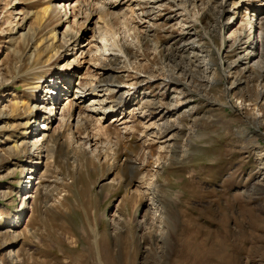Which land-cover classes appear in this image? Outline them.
<instances>
[{"label": "rangeland", "instance_id": "rangeland-1", "mask_svg": "<svg viewBox=\"0 0 264 264\" xmlns=\"http://www.w3.org/2000/svg\"><path fill=\"white\" fill-rule=\"evenodd\" d=\"M117 1L0 0V264H264V0H164L141 24L145 0ZM101 62L132 98L77 126L92 98L64 116L65 88ZM44 132L49 158L33 149ZM154 187L160 207L138 194Z\"/></svg>", "mask_w": 264, "mask_h": 264}, {"label": "bare ground", "instance_id": "bare-ground-1", "mask_svg": "<svg viewBox=\"0 0 264 264\" xmlns=\"http://www.w3.org/2000/svg\"><path fill=\"white\" fill-rule=\"evenodd\" d=\"M138 2L139 1H141V0H137ZM146 2H144V3H147V7H146V9H147V11L146 12H142L143 14H141V16H143L142 17V19L140 20V24L142 23V22H146L147 20H145V18H152V19H154V20H156L155 19V16H153L152 14H154V13H156L157 14V11H158V13H159V11L161 10V9H163L162 8V6L161 5H163L162 4V2L164 1V0H145ZM121 2H122V0H118L117 1V4L115 3V6H118V5H121ZM222 3V7H223V11H226L225 9V5L227 4V0H222L221 1ZM124 3H126V2H124ZM123 3V4H124ZM74 5H76V6H78V8H76V9H72V8H70V16H73V17H75L76 16V14H75V11H77V13H78V15L79 14H82V12H83V9L81 8V4L80 3H78V4H73V6ZM144 5V4H143ZM178 6V5H177ZM179 7V6H178ZM155 9H157V11H155ZM82 10V11H81ZM186 11V10H185ZM35 13V12H34ZM48 13H49V9L48 8H45L44 9V12H43V15H39V16H37L38 18H39V22L40 23H43L44 22V20H45V18L47 17V15H48ZM28 15H30V14H32V12H28L27 13ZM65 14H66V19H68V12H67V9L65 10ZM87 16L89 17L88 18V20H92L93 19V17H94V14L92 13V12H90V13H87ZM140 16V17H141ZM170 18V17H169ZM140 19V18H139ZM251 23V21H249V24ZM156 25V24H155ZM149 26H152V24H150ZM69 27V25H67V27L66 28H68ZM99 27V26H98ZM150 31V30H149ZM97 33L99 34V36H97L96 34H94V38L93 39H95V37H98L97 38V41L99 42V43H101V45H103V47H98V46H96L97 47V50L100 52V51H102V49L105 51L106 50V47H107V45H106V37H105V34L103 35V34H101V32L100 31H97ZM75 40H76V42H78L79 41V37L77 38H75ZM48 42V41H47ZM68 42V41H67ZM97 42V43H98ZM96 43V44H97ZM65 46H69L68 45V43L65 45ZM70 46H72V44L70 45ZM70 46L68 47V50L67 51H70V50H72L71 48H70ZM113 46V45H112ZM194 46V45H193ZM95 47V48H96ZM49 47H47L46 48V52H45V54H44V60H41L40 62L41 63H44V62H46V63H48V62H51L55 57H57V49L56 48H53V49H51V50H47ZM127 48V47H126ZM108 50H110L111 51V53L110 54H112V55H116V56H127L128 54L127 53H129V51L128 52H126L125 50H120V49H118V54H115L114 53V51H113V49H110V48H108ZM109 51V52H110ZM106 52H108V51H106ZM171 52H173V50H171V51H169V53H171ZM176 53V52H175ZM66 55H68V54H66ZM105 56V55H104ZM115 59V58H114ZM120 59V58H119ZM74 61H77L76 60V57H75V59H73ZM117 61V60H116ZM121 62V61H120ZM123 66V65H122ZM97 69L98 70H101V72L100 71H98L97 70V73H95L92 77L94 78V81H96L95 83H90L89 85L88 84H84L83 83V81H79L78 83H77V86L75 87V88H73V89H71V87H70V85H68V86H66V91L68 92V94H71L70 95V98H67L65 101H67V103L64 105V109H63V112H62V115L64 114V116H66V114H67V112H68V108H70L69 106L71 105V106H73L74 108L76 107H78L77 105H79V102H81V101H85V99H88L89 97H91L92 99L88 102V103H86L87 105H93V106H90V108L89 107H85V109L89 112V111H92V112H94V114H91V113H88V114H85V115H79V117H81V118H78V121H77V126H83V124H85L86 122H88V120H89V118L91 119V117H92V115H93V117L95 116V117H98V116H101V114L104 116V117H108V115L109 114H112V112H116V111H119V109H123L124 107H126V105H127V103H128V101L132 98V92L131 91H129V90H126V87L128 88L129 86H125L124 87V85L125 84H123V82H121V81H119L118 79L120 78V77H122V76H114L113 78H111V79H109V76L111 77V75H109V74H107V72L109 71L108 69H113V70H115V72H120V71H118L117 69H118V67L117 66H110V65H107V64H102V62H101V64H99L98 66H97ZM127 69H129V68H127ZM124 71V70H123ZM100 72V73H99ZM58 73V72H57ZM60 73V72H59ZM110 74H111V72H109ZM96 74H98L97 76L98 77H95L96 76ZM56 75V74H55ZM54 75V76H55ZM53 77V76H52ZM43 78H45V76L43 77ZM42 77H41V79L42 80H39V81H37L38 83H40V82H42V83H44V82H48V80L47 79H43ZM58 78L59 77H57V75H56V77H55V79H56V81H53V82H49L48 84H50L51 86H52V88L53 89H55L54 91H57L58 90V88H60V84L62 85L63 84V82L66 80V78H67V76L66 75H63L62 77H60V78H62V79H64V80H59L58 81ZM81 78H84V77H81ZM167 78H165V81H174L172 78H169L168 80H166ZM47 80V81H46ZM54 80V79H53ZM83 80V79H82ZM68 84V83H67ZM38 88L39 87H41V85H38L37 86ZM65 87V86H64ZM67 87H68V89H67ZM125 90V91H124ZM51 88L50 89H48L47 90V93H51ZM133 93H136V95H133V96H137V95H142L141 93H140V91H136V92H133ZM113 94H119V95H121V96H119V97H117V98H113V97H111V95H113ZM39 95H37V97H38ZM41 97V96H40ZM108 98H111V99H108ZM41 99V98H40ZM42 99H44V98H42ZM47 99V98H46ZM58 100H59V98H53V99H48V102L46 103V106H43L42 105V108H41V112H43V113H48V114H50V116L48 117V118H50L51 120H53V117H54V114H53V109H55V103L56 102H58ZM140 102H142V105L143 106H146L147 108H152V109H155L157 106H156V103L154 102V101H151V100H144V98H141V101ZM70 104V105H69ZM96 104V105H95ZM50 106V107H49ZM145 110V109H144ZM146 110H148V109H146ZM14 111H16L17 112V110L15 109ZM142 111V110H141ZM149 112V111H148ZM55 113V112H54ZM130 113H131V111H130ZM154 115H153V112H149V113H147V116H146V118H149V117H153ZM160 116V120H162L164 117H165V115L162 113V114H160L159 115ZM71 117H72V115H69L68 116V118H67V120H63L62 121V125H61V127L59 128V130H58V132H62V131H64L65 130V127H67L69 124H70V119H71ZM99 121H101V119L100 118H97ZM121 119H123V117L121 118ZM120 119V120H121ZM116 120H119L118 118L117 119H115L114 118V121H116ZM30 124H27L26 126H27V131L25 132V134H28V130L34 125V122H33V120L31 119V121L29 122ZM102 127V126H101ZM100 127V128H101ZM44 128H46L47 130H49V128H51L48 124L46 125V126H44ZM172 128V126L171 125H169L168 123H164V124H162V125H160V128H158V132H155L156 133V137H159L160 136V138H167L166 136L167 135H169L168 133L170 132V130H172L171 129ZM259 129V128H258ZM55 131V130H54ZM53 131V132H54ZM32 133L34 134L35 133V130H33L32 131ZM47 133V132H46ZM45 132L43 133V134H41L39 137H42L41 138V143L38 145V144H36V143H34V145H33V149H34V151L36 152V153H38V157H40L41 156V154L43 153V152H46V155L45 156H47V158H49V157H52L51 155H52V151L54 150V147L56 146V141H57V138H54V140H55V143L52 145L53 147H52V149L51 148H45L46 146L44 145V144H46V142L48 141V138H52L51 137V135L49 134V135H47ZM90 136L91 135H89L88 134V136H85L83 139H84V141L86 142V143H89L91 140H90ZM93 139V138H92ZM170 139H173L172 137H170L169 138V140ZM168 141V140H167ZM84 143V142H83ZM85 143V144H86ZM87 145V144H86ZM42 146V147H41ZM33 149H32V151H33ZM45 149V150H44ZM54 154V153H53ZM33 155V154H32ZM37 156V155H36ZM33 157V156H32ZM145 166V165H144ZM264 167V164H263V166H262V168ZM138 171H140L138 168H136ZM33 171V170H32ZM1 194H4V191L2 192V190L0 191V195ZM138 194H140V198H147L149 201H150V206L152 205H155V207L157 206V207H160L159 206V202H161L159 199L158 200H155V199H157V197L158 196H160V193H159V191H158V189L156 188V187H154L153 189H151V188H148L147 189V191L146 192H140V193H138ZM139 196V195H138ZM139 198V197H138ZM160 198V197H159ZM151 200H153V202L151 201ZM152 202V203H151ZM164 207H162V209H163ZM153 209V207H147V210H146V213H145V215H144V218H145V224L142 226V227H145L146 225H147V222H148V220L152 217V215H153V217H154V215L156 214V211L154 210V212H152L151 210ZM157 209V208H156ZM159 209V208H158ZM164 209H166V208H164ZM169 209V208H168ZM160 210V209H159ZM163 214V213H162ZM169 214V213H168ZM163 215H165V216H163ZM162 216V218H164V219H168L169 217L168 216H166V213L164 212V214H163ZM171 219V218H170ZM153 221H154V219H153ZM159 234V233H158ZM155 236L157 237V238H161V237H159L158 235H157V233L155 234ZM160 236H161V234H160ZM163 237V236H162ZM123 238V237H122ZM164 239V238H163ZM165 240V239H164ZM166 242V241H165ZM170 244V243H169ZM105 256V255H104ZM106 257V256H105ZM110 259V258H109ZM146 264V263H145Z\"/></svg>", "mask_w": 264, "mask_h": 264}]
</instances>
